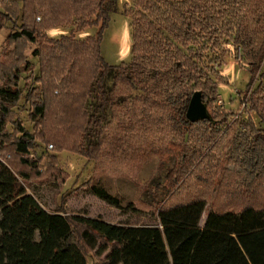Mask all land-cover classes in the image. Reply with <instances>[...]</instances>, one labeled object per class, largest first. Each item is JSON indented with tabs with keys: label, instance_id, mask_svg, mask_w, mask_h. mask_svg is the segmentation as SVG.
<instances>
[{
	"label": "trees",
	"instance_id": "trees-1",
	"mask_svg": "<svg viewBox=\"0 0 264 264\" xmlns=\"http://www.w3.org/2000/svg\"><path fill=\"white\" fill-rule=\"evenodd\" d=\"M118 1L23 0L16 16L0 11V18L12 26L7 42L17 45L11 57H0V153L8 148L22 154L37 151L35 134L18 124L12 127L16 135L7 126L22 99L31 104L29 117L37 124L47 119L55 99L62 114L82 111V127L76 124L64 135L71 140L82 128L80 146L72 150L95 158L93 153L106 139L102 123L110 100L105 83L113 72L124 94L141 92L133 98L129 122L119 119L115 132L152 135L164 124L178 138L168 141L178 150L179 161L162 184L165 200L156 210L159 223L122 226L63 210L65 214L49 212L27 193L21 178L29 179V173L0 161V264H90V257L95 264H264V128L257 129L249 119L226 159L217 152L216 140L228 131L220 128L227 125L228 114L217 118L211 111L210 119L198 122L186 117L196 90L212 109L219 80L208 73L206 59L223 43L242 50L251 73L248 87L264 77V0H139L141 9L132 17V60L115 66L103 58L101 41ZM65 24L73 26L70 33H47ZM91 27L97 28L96 34L76 37ZM27 42L39 44L33 54L39 59L42 86L24 94L21 74L31 68L24 55ZM259 88L249 102L264 126V94ZM93 95L99 102L95 111L88 106ZM159 105L168 110L165 118L153 112ZM94 127L96 140L85 146ZM20 161L36 166L28 158ZM230 161L241 172L228 169ZM91 189L122 208L107 189Z\"/></svg>",
	"mask_w": 264,
	"mask_h": 264
},
{
	"label": "rangeland",
	"instance_id": "rangeland-1",
	"mask_svg": "<svg viewBox=\"0 0 264 264\" xmlns=\"http://www.w3.org/2000/svg\"><path fill=\"white\" fill-rule=\"evenodd\" d=\"M18 3L22 6L23 0H0V11L16 16ZM140 9L139 0H119L118 11L111 14L101 41V54L110 65L117 66L131 62L134 28L132 17ZM36 21H39L38 17ZM0 27V57L4 56L3 59H6L13 55L17 45L7 42V36L12 31L11 23H4L0 18ZM72 27L65 24L47 33L59 37L70 33ZM96 32L97 28L91 27L77 32L76 37L85 39L87 35H94ZM38 46L37 43L27 42L24 49V55L31 63V68L21 74L20 84L24 94L30 89L35 87L40 89L42 86L38 79L39 59L33 54ZM206 64V69L212 78L219 80V93L211 110L209 107V111H212L217 118L223 117L224 113L228 114L229 118L227 125L220 126L223 129L227 127L228 131L222 132L216 140L217 152L222 158L227 159L234 149V140L248 128L246 122L249 119L254 120L257 129L264 128L249 102L251 93L259 85L260 94H264V77L258 76L254 84L248 87L251 82L248 64L243 59L242 50L232 43H223L218 49L211 51L207 56ZM105 90L110 100L106 109V119L102 123L106 139L98 151L93 153L95 158L89 160L72 150L76 146L78 150L80 146L82 128L77 134H71L76 135L71 140H67L64 135L75 130L76 124L82 127L84 117L80 109H73L71 112L69 110V114H62L57 100L54 99L50 102L47 119L37 124L29 117L31 104L22 99L14 108L7 129L17 135L16 129L12 127L22 124L35 134L40 146L37 147V151L29 154L8 148L0 153V161L10 164L18 172L22 170L29 173V179L21 178L27 193L35 197L49 212L65 214L63 210L69 215L97 218L122 226L157 225L159 220L156 210L160 206L159 202L165 200L162 184L165 182L168 169L179 161L178 150L171 149L168 141L178 138L175 132L164 127V124H159V129H155L152 135L137 133L129 137L125 136L122 130L115 132L119 119L124 120L125 124L129 122L133 113L131 110L133 98L141 92L124 94L119 85H116L113 72L106 78ZM98 104L94 95L88 101L92 111L97 109ZM153 112L160 118H165L168 114L167 108L163 105L156 106ZM97 114L100 115V112ZM198 128L202 126L198 125ZM115 134L122 136V140L117 141ZM97 135L98 128L94 127L90 136L87 139L85 137L84 145L90 140L94 142ZM50 143L54 144L53 148L48 147ZM22 158L36 162V166L22 164L20 161ZM161 160L162 164L159 163ZM226 167L241 172V168L231 161L227 162ZM219 174L221 177L227 175L221 172ZM93 185L101 186L118 197L122 208H117L94 194L91 189ZM211 194L208 198L207 210L201 219L202 226L212 206L214 189ZM104 256L105 254L101 258ZM89 262L95 264L96 259L90 257Z\"/></svg>",
	"mask_w": 264,
	"mask_h": 264
},
{
	"label": "water",
	"instance_id": "water-1",
	"mask_svg": "<svg viewBox=\"0 0 264 264\" xmlns=\"http://www.w3.org/2000/svg\"><path fill=\"white\" fill-rule=\"evenodd\" d=\"M186 117L191 122H198L211 118L208 104L203 100V92L196 90L190 100Z\"/></svg>",
	"mask_w": 264,
	"mask_h": 264
},
{
	"label": "built area",
	"instance_id": "built-area-1",
	"mask_svg": "<svg viewBox=\"0 0 264 264\" xmlns=\"http://www.w3.org/2000/svg\"><path fill=\"white\" fill-rule=\"evenodd\" d=\"M48 147L53 148V145L51 144V145H49Z\"/></svg>",
	"mask_w": 264,
	"mask_h": 264
}]
</instances>
